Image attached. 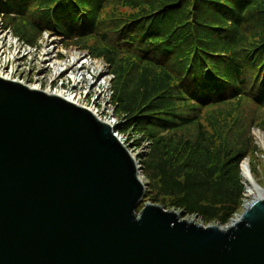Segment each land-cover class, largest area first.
Returning <instances> with one entry per match:
<instances>
[{
    "label": "trees",
    "instance_id": "16d2710c",
    "mask_svg": "<svg viewBox=\"0 0 264 264\" xmlns=\"http://www.w3.org/2000/svg\"><path fill=\"white\" fill-rule=\"evenodd\" d=\"M0 20L33 46L45 31L101 46L121 129L153 141L143 205L230 222L257 146L216 125L227 105L264 110V0H0Z\"/></svg>",
    "mask_w": 264,
    "mask_h": 264
},
{
    "label": "water",
    "instance_id": "95a60500",
    "mask_svg": "<svg viewBox=\"0 0 264 264\" xmlns=\"http://www.w3.org/2000/svg\"><path fill=\"white\" fill-rule=\"evenodd\" d=\"M146 189L91 111L0 78V264H264V195L220 228Z\"/></svg>",
    "mask_w": 264,
    "mask_h": 264
},
{
    "label": "rangeland",
    "instance_id": "374dc122",
    "mask_svg": "<svg viewBox=\"0 0 264 264\" xmlns=\"http://www.w3.org/2000/svg\"><path fill=\"white\" fill-rule=\"evenodd\" d=\"M1 37H4L2 40H0V46L4 48L2 49L0 47V63H3V65L5 64L3 70L1 71L3 75H8L10 73V76L13 77V79L19 80L20 82H22V84L24 83V85H27L28 87L40 88L42 89V91H61L62 88L71 91L72 89L76 94H79L82 97V101L80 104L84 106V108L85 106H94L97 102L99 104V102H101L100 100H102L101 98L109 99L110 95L113 92L111 96V105L113 108L115 107L117 116L120 117L121 121L125 122L126 124L127 114L121 111L118 112V102L114 99V89L112 82L114 75L111 73L112 67L108 62L109 60L107 58H104V56L95 57V55H93L89 50L92 47L98 48L97 51H94L97 55L98 53H101L103 51V48L101 46L94 44L93 41H89L86 43L80 41H67L64 40L63 37L56 36L55 34H50V32L48 31L43 32L39 37L40 39H38L37 41L38 44L33 46V44L28 43L26 40L15 36L11 28H4V25L0 20V39ZM11 40L13 41V43H15L13 45L14 47L18 46L17 43L24 47L23 51L22 49H20L22 53L19 54V51L16 52V48L14 47H11V50L7 49V45L9 43L11 44ZM2 51L9 52V56L7 58H5L4 56L1 57ZM27 51H31L33 54L25 55ZM48 51L49 53H51L50 58L52 63L62 62L66 65H70V63H73L77 66V68L79 66L81 68L83 67L84 64H81V61L83 58L87 57L86 60H89L90 63H88L87 65L88 68L84 70L86 73L82 72L83 74L80 75V78H84L85 83L83 82L76 90L74 89L75 83L71 81L73 75L71 74L72 70H70L74 67V65H72V67L69 66L63 68L60 72V74L62 75H58L60 79L59 77H56V70L54 68H49L48 62H45L44 60L43 55ZM41 54L42 56H40ZM79 54L83 56L79 59V61L76 62L77 55ZM23 57H25V60L19 61V59ZM35 57L39 60H36ZM11 58H16V60L11 61ZM98 60L101 61L105 68V71H103V73L98 72V70L96 69V67H98ZM68 68L69 70L67 71V73L63 74V72ZM12 69H14L13 75L11 74ZM43 69L46 70L44 74H42L43 72L40 73V71H42ZM97 72L100 73V80H98V84L95 82L96 80L93 79L94 75ZM105 90H107V93L105 92ZM101 104L103 105V102H101L100 105ZM101 108L103 109L104 107ZM224 108H234L237 110L238 114L236 118L232 120V117L227 115V113H224L222 120H220V122H218L216 125L217 128L222 132V135L225 136L227 133V138L229 141L236 134L238 135V138L241 139L244 137L245 133L249 131L248 135L251 137L253 143L257 146L256 153H253L252 155L246 157L239 165L242 177L241 183L243 185V191L240 200V206L238 210L233 213L230 222L228 223L230 224L244 212V209L247 207H244L245 201L247 200V202L251 204V202L256 198V196L247 195L248 181L244 177L246 171L249 172L251 179L259 185L262 191H264V110H261L252 103H243L241 106L237 104H231L225 106ZM92 109H94V107ZM204 124L207 126L210 132L213 131L206 119H204ZM121 130L122 133H120L128 138V143L133 147L132 155H136V152L138 151L141 154L140 158L143 171L141 173V179L146 186L149 181L145 174V163L152 152L153 141L142 133L134 132V128L132 127ZM261 133L263 134V136H260ZM140 158H138L139 161ZM252 169L254 170V173H252ZM146 204L149 203L146 202L144 205L142 203L141 206L144 207ZM170 211L177 212L184 220L195 222L204 227H208L202 216H200L199 214L182 215L181 212L183 211L181 209H170ZM211 223V226H218L220 228H224L228 225H220L214 221H212Z\"/></svg>",
    "mask_w": 264,
    "mask_h": 264
},
{
    "label": "bare ground",
    "instance_id": "6f19581e",
    "mask_svg": "<svg viewBox=\"0 0 264 264\" xmlns=\"http://www.w3.org/2000/svg\"><path fill=\"white\" fill-rule=\"evenodd\" d=\"M4 37H1V39L0 40H2ZM6 38V37H5ZM11 42V44L9 43L7 46H8V48L7 49H10L11 47L13 48L14 46V44L15 43H13V41L11 40L10 41ZM18 44V46H15L14 48H16V52L17 51H19V54L20 53H22V51H23V46H21L19 43H17ZM1 48H2V46H0ZM2 49H4V48H2ZM1 49V50H2ZM19 49V50H18ZM20 49H22V51H20ZM11 50V49H10ZM2 54H1V57H5V58H7L8 56H9V52H7V51H2L1 52ZM29 54H33L31 51H27L26 53H25V55H29ZM50 55H51V53H49V51L48 52H45L44 53V60H45V62H48V67L49 68H54L56 71H55V74H56V77H59L60 75H62V74H60V72L62 71V69L63 68H65V67H69V66H71V65H74V67L72 68V69H70V70H72V75H73V78H71L72 80V82L73 83H75V85H74V89L76 90L83 82H84V78H80V75L81 74H83L82 72H85L84 70L85 69H87L88 68V66H86V65H83V67L81 68L80 66L77 68V66L75 65V64H73V63H70V65H66V64H63L62 62H60V63H57V62H54V63H52L51 62V58H50ZM40 56H42V54L40 55ZM76 56V55H75ZM11 57V56H10ZM10 57H9V59H10ZM14 57V56H13ZM38 57V56H37ZM18 58H20V57H18ZM12 59V58H11ZM35 59L36 60H39L38 58H36L35 57ZM78 59V57L76 58V60ZM15 61L16 60V58H13L11 61ZM21 60H25V57H23V58H21V59H19V61H21ZM9 62V61H8ZM17 62V61H16ZM44 62V61H43ZM51 62V63H50ZM77 62V61H76ZM85 63H87V61H85V59H84V64ZM97 64H98V67H96V69L98 70V72H101V73H103V71H105V68H104V66H103V64L101 63V61H99L98 60V62H97ZM5 65V64H4ZM4 65H3V63H0V78H2V79H4V80H7V81H12V82H18V83H21L22 84V82H20L19 80H16V79H13V77H11L10 76V73L8 74V75H3L2 74V70H3V67H4ZM8 65H9V63H8ZM88 65V64H87ZM75 68H77V69H75ZM41 72H43L42 74H44V72H46V70H42V71H40V73ZM96 73L95 75H94V77H93V79L94 80H96L95 82L98 84V80H100V73ZM86 73V72H85ZM11 74L13 75L14 74V69H12V71H11ZM59 75V76H58ZM108 80V79H107ZM110 80V79H109ZM70 81V82H71ZM112 81V80H111ZM110 81V82H111ZM85 83V82H84ZM103 84V83H102ZM23 85H24V83H23ZM84 85V84H83ZM110 85V84H109ZM31 88H33L34 90H41L42 91V89H40V88H37V87H31ZM94 89V88H93ZM105 89V88H104ZM43 92H45V93H47V94H50V95H56V96H58V97H61V98H64V99H66L67 101H69V102H72L73 104H76V105H78V106H82L80 103H81V101H82V97L79 95V94H76L72 89H71V91H69V90H65V89H61V91H51V90H45V91H43ZM105 92L107 93V90H105ZM103 94V93H102ZM88 98V97H87ZM102 100H100L101 102H104V99L103 98H101ZM101 102H99V104H98V102L94 105V106H85V108L86 109H88L89 111H92L93 113H95L96 115H98L99 117H100V114L102 113L101 112V110H99V109H97V107H96V105L97 106H100V103ZM84 105V104H83ZM82 107H84V106H82ZM94 107V109H92ZM114 131H115V128H114ZM260 133V132H259ZM260 136H263V134L261 133L260 134ZM263 138H264V136H263ZM135 158H137L136 156H134V160H136ZM142 171V170H141ZM246 179H247V181H248V189H247V195H253V196H256V198H260V197H262L263 195H264V191H262L260 188H259V185L257 184V183H255V181L254 180H252L251 179V176L249 175V172H247L246 171V174H245V176H244ZM142 180V179H141ZM143 182V181H142ZM251 185V186H250ZM255 198V199H256ZM252 203V202H251ZM250 204H248V206H249ZM247 206V207H248ZM246 207V208H247ZM230 225V226H229ZM208 226H211V225H208ZM227 227H231V223L230 224H228L227 225Z\"/></svg>",
    "mask_w": 264,
    "mask_h": 264
},
{
    "label": "built area",
    "instance_id": "2783aa9c",
    "mask_svg": "<svg viewBox=\"0 0 264 264\" xmlns=\"http://www.w3.org/2000/svg\"><path fill=\"white\" fill-rule=\"evenodd\" d=\"M83 55H77L78 59L76 61H79V59L82 57ZM90 57V56H89ZM87 61V63L84 64V62L82 61ZM87 57L83 58L81 61V64H84L87 66L88 63H90L89 60H86ZM91 59V58H89ZM72 66V65H71ZM113 94V92H112ZM112 94L110 95L109 99H104L103 105L101 104L100 106H97V109L101 110V114L100 117L98 115H96L95 113H92L98 117L103 123L109 125L112 129L115 128L114 131V136L118 139V141L129 151V153L132 155L133 153V147L128 143V138L124 135H122V130H121V126H123L125 124V122L121 121L120 117L117 116L116 111H115V107L113 108L111 105V101H112ZM101 107H104L103 109ZM121 132V133H120ZM135 150V149H134ZM140 153L139 151L136 152V155H132V157L134 158V156H136L137 158H135V162L137 164V167L140 169V171L142 170V165H141V158H140ZM138 158H140V161L138 160ZM143 171H141L142 173ZM144 183V182H143ZM248 202L247 200L245 201L244 207L248 206Z\"/></svg>",
    "mask_w": 264,
    "mask_h": 264
}]
</instances>
